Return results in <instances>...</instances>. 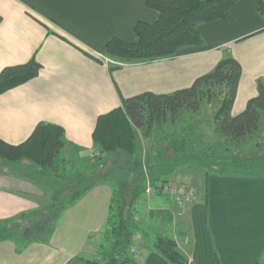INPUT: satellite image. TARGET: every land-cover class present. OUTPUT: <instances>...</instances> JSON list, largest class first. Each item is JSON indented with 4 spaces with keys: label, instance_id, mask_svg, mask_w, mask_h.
Wrapping results in <instances>:
<instances>
[{
    "label": "crops",
    "instance_id": "crops-1",
    "mask_svg": "<svg viewBox=\"0 0 264 264\" xmlns=\"http://www.w3.org/2000/svg\"><path fill=\"white\" fill-rule=\"evenodd\" d=\"M259 2L241 0L225 19L200 25L202 46L182 49L170 59L119 67L106 56V44L113 37L135 42L136 24L157 20L158 12L146 0H0V73L32 58L42 65L36 79L0 96V138L18 145L39 123L56 124L65 131L63 159L72 163L85 152L94 164L93 133L100 116L130 97L189 88L228 57L242 66L233 114L242 112L264 84ZM187 170L178 169L171 182L192 185L178 180ZM196 175L200 189L192 185L197 198L187 207L166 196L142 195L133 264H171L153 250L159 238L175 241L188 264L264 263V178L201 170ZM48 192L21 168L0 172V225L52 209ZM113 192L91 188L41 239L0 242V264H87L90 237L106 227Z\"/></svg>",
    "mask_w": 264,
    "mask_h": 264
},
{
    "label": "trees",
    "instance_id": "trees-1",
    "mask_svg": "<svg viewBox=\"0 0 264 264\" xmlns=\"http://www.w3.org/2000/svg\"><path fill=\"white\" fill-rule=\"evenodd\" d=\"M240 1L146 0V5L158 12L157 20L151 23L138 22L134 29L137 37L135 42L128 43L119 37L111 38L106 44V56L125 64H136L170 59L182 49L202 46L204 41L198 27L225 19ZM258 11L264 18V0H260ZM41 71L42 65L35 58L24 64L5 67L0 73V96L36 79ZM241 77V64L235 58L228 57L221 60L211 73L199 77L189 88L171 94L144 93L130 97L123 101L121 107L98 118L93 133V163L98 161L95 160L98 153L115 157L124 154L128 157L125 156L124 160L128 164L127 169L138 177L130 190V197L123 195L121 189L113 192L107 222L111 249L105 264H133L132 250L137 243L135 238L141 233L136 220L138 203L148 186L171 182V177L178 169L193 163L204 169L206 175L213 173L264 178V149L260 141L251 148L241 150L243 145L264 131V84L259 85L258 94L248 101L246 108L234 115L233 107ZM206 101L219 103L214 116L217 140L212 142L204 134L189 133L177 137L169 144L170 157L149 154L142 158L136 155L138 131L146 128L147 133H151L167 123H176L185 113L199 115ZM64 147L63 127L41 122L21 144L12 145L0 138V169L12 173L15 168H21L30 175H34L31 174L32 170H37L51 179L55 174L57 179L53 187H60V182L72 183L68 187L72 192V188L77 190V186L86 179L79 171L72 172V177L68 176L72 170L67 171L65 168L69 163L62 157ZM24 163L28 165L24 166ZM61 165H64L63 169ZM64 188L60 190H65L63 196H60L61 200L55 197L53 208L49 212L46 209L41 212L42 215L45 212L50 215L53 224L67 207L85 193L83 190L78 196L73 193L65 196L70 191ZM29 218L30 215H25L17 222L36 233L43 224L25 223ZM19 225L18 229L14 228L15 234L21 231ZM2 232H5L4 228L0 230V242L14 239ZM35 237L43 238L39 235ZM153 250L171 264H188L176 242L171 239H157L153 243ZM87 263L90 264V261Z\"/></svg>",
    "mask_w": 264,
    "mask_h": 264
},
{
    "label": "rangeland",
    "instance_id": "rangeland-1",
    "mask_svg": "<svg viewBox=\"0 0 264 264\" xmlns=\"http://www.w3.org/2000/svg\"><path fill=\"white\" fill-rule=\"evenodd\" d=\"M114 60V59H113ZM118 66L122 63L120 61H116ZM120 67V66H119ZM219 108V103L214 102H208L207 101L203 104L202 111L199 115H192L190 113H185L176 123H167L166 125L162 126L161 128L154 129L151 133H147V129L144 128L143 130L138 131V141H137V151L136 155L140 156L142 158H145L149 154H162L163 156H172L169 144L173 142L177 137L185 136L189 133H201L204 134L207 140L214 142L217 140V136L214 133V124H215V114ZM257 141H260V143L263 145L264 149V131L263 133H259L254 139L249 141L247 145H243L241 150H245L248 148H251ZM82 156L79 158L78 156L73 157V162L67 164L65 166L66 170H72L71 173L68 174V176L72 177L73 173H78L79 171L81 174H83V177L86 179L84 182H82L78 187L77 190L72 188H68L70 185L68 182L61 183L60 187L56 186L53 187V184L56 181V175L53 174L54 177L49 178L46 177V175H43L41 173H38L37 170H32L31 174H34V180L36 182V185L38 187H43L49 192L50 197H58L60 199V196H63V190L65 187L68 188L70 191L69 193H66V195H70L73 193L74 196H78L82 193L83 190H85V193H82V197L88 193V191L91 188H108L111 191L116 190L119 191L120 189L123 192V195L130 197L129 195L130 190L133 189L136 182L138 181V177L134 175V173H130L128 168V164L124 161L125 156L124 154H118L116 157L112 154H100L96 155V159L98 160L96 163L92 164L89 161V158L85 156V152L81 153ZM121 157V158H120ZM120 158V159H119ZM126 158H128L126 156ZM86 161V162H85ZM119 165V166H118ZM118 166V167H116ZM64 165H61V169H63ZM73 167V168H72ZM185 169H188L186 175L183 174V176H180L178 178L179 181H183L184 183H191L193 186H195L198 190L200 189V186L197 184H194V182L197 180L198 176L196 175L197 172L201 170V172L206 171L202 168H199L196 164L190 163L187 165V167H183ZM194 168V169H192ZM182 169V168H181ZM0 172H3V169H0ZM63 172V170H62ZM185 172V171H184ZM50 180H49V179ZM55 178V179H54ZM175 180V179H173ZM46 183H45V182ZM133 183V184H132ZM186 185V184H185ZM190 185V186H192ZM90 188V189H89ZM148 188V187H147ZM89 189V190H86ZM147 190V189H146ZM60 191V192H58ZM68 195V196H69ZM61 200V199H60ZM47 202V201H46ZM141 203H138L137 209L139 210ZM48 212L50 209H46ZM44 211V210H43ZM42 211H39L41 213ZM46 218V219H45ZM25 223H33L38 224L42 223L43 225L39 230L34 233L30 230L28 226H24L23 223L20 222H14L12 224H2L0 225L1 228H4V234L11 235L14 239H20L23 240L26 237H33V236H45L49 235L51 231L53 230V227L56 222L51 223V217L46 212L42 215H30V218L28 220L24 221ZM20 224V225H19ZM17 225L21 226L19 230L20 232L14 233V228H17ZM35 226V225H34ZM12 228V230H10ZM104 229L99 232V234H93L90 237V244L93 246L89 247V253L86 254V257L90 259V264L98 263V264H105L106 263V257L109 253L111 247L110 239L107 235V225L106 227H103ZM7 231V232H6ZM8 233V234H7ZM20 235V236H19ZM87 263V262H86ZM88 264V263H87Z\"/></svg>",
    "mask_w": 264,
    "mask_h": 264
},
{
    "label": "built area",
    "instance_id": "built-area-1",
    "mask_svg": "<svg viewBox=\"0 0 264 264\" xmlns=\"http://www.w3.org/2000/svg\"><path fill=\"white\" fill-rule=\"evenodd\" d=\"M106 60L107 63L110 62L108 59ZM112 64H114L113 61ZM146 194L149 198H156L159 194L166 196L180 208H184L193 204L197 198V192L193 186L174 182H168L164 184L159 183L155 187L148 186ZM135 241L137 242L138 238H135ZM134 250L135 249L133 248L132 251Z\"/></svg>",
    "mask_w": 264,
    "mask_h": 264
}]
</instances>
